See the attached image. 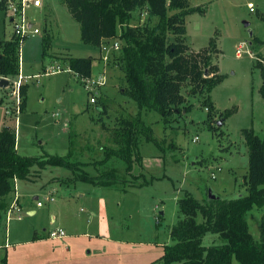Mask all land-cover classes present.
<instances>
[{"label":"rangeland","instance_id":"1","mask_svg":"<svg viewBox=\"0 0 264 264\" xmlns=\"http://www.w3.org/2000/svg\"><path fill=\"white\" fill-rule=\"evenodd\" d=\"M190 4L200 7L202 12L187 17L186 42L192 52L206 48L214 50L213 63L219 66L224 77L208 96L221 112L236 110L226 120L219 118L218 130L212 131L208 125V112L202 104L206 96L194 97L184 89L190 112L184 110L165 124L160 114L144 111L142 117L152 126L161 145L141 140L142 167L135 164L133 175H127V165L116 157L103 162L107 150L117 149L111 130L117 128L123 118L139 113L137 104L124 95L127 80L120 68L121 42H111L118 43L119 48L111 50L109 61L105 62L99 48L82 42L81 26L63 0H44L42 9L29 11V17L40 27L42 34L28 39L21 50V76L31 77L28 105L23 113L13 111L16 98L0 90V99L3 98V102L0 101V130L4 126L14 129L21 156L68 157L72 151V162L88 165L84 169L91 176L118 170L121 179L135 187H127V192L120 191L122 184L120 188L119 185L101 188L104 197L95 198L96 207L102 203L107 206L104 217L110 228V233L107 232L110 242L126 243H116L112 259L107 260L109 256L102 255V245L112 244L105 236H95L93 232L91 237L82 235L72 242L74 238L69 237L72 230L65 227L70 218H65L68 213L64 210L63 190L69 194L71 188L94 191V187H86L84 182L56 184L55 201L46 203L45 197L52 190L50 185L54 177L75 179L70 170L49 166L41 169L43 172L37 182L18 180L15 188L18 187L25 202L24 210L15 212L23 218L19 220L18 216L12 215L14 219L7 227L5 217L11 206L7 199L9 208L0 224V264H163L164 247L173 243L171 228L182 217L179 211L181 199L190 195L203 202L210 191L222 199H236L248 194L246 176L250 152L245 130L253 129L264 138L262 76L256 66L258 58L264 56V0H190ZM249 4H254V11L250 10ZM247 22L249 27L245 25ZM156 23L157 19L150 20L147 11H138L134 13L131 26ZM13 32L12 24L0 14V41L11 40ZM45 34L52 40L46 56L43 52ZM254 38L263 43L255 42ZM211 42L215 43L214 47ZM62 55L96 59L100 56L102 63L95 61L93 78L105 75L107 83L98 87L97 104L91 103L90 90L68 65L61 64L62 72L46 74L47 65L56 68L57 65L52 64ZM21 76L10 79L17 83ZM13 89L12 85L9 90ZM34 169L37 167L31 173L37 175L39 171L36 173ZM35 196L39 199L35 200ZM84 199L76 196L71 200L83 205ZM40 201L44 207L38 206ZM29 209H36L37 214L30 216ZM89 212L93 214L91 210ZM61 213L65 219L61 227H64L66 237L38 244L27 243L37 232L38 235L46 234L42 231L44 228L49 227L51 232L61 229ZM52 214L57 218L56 224L51 223ZM86 216L82 219L84 227ZM247 216L251 234L260 240L264 207H255ZM199 220L202 222L201 218ZM7 244L12 246L7 247ZM203 244L210 247L222 245L224 241L219 235L208 233ZM89 251L92 254H88ZM235 264L239 263L235 261Z\"/></svg>","mask_w":264,"mask_h":264},{"label":"trees","instance_id":"2","mask_svg":"<svg viewBox=\"0 0 264 264\" xmlns=\"http://www.w3.org/2000/svg\"><path fill=\"white\" fill-rule=\"evenodd\" d=\"M72 17L81 26V39L86 45L101 48L104 44L119 40L122 56L120 68L124 72L127 87L124 95L138 107L137 116L123 118L114 130L117 149L107 150L109 161L114 157L126 165L127 175H133L134 166L142 167L140 145L142 139L160 147L154 130L143 119L144 111L160 114L163 122L191 107L183 90L201 96L208 112V125L217 131V120H226L236 109L221 112L211 100L209 93L220 85L224 77L213 63L214 50L208 48L192 52L186 42L187 17L202 12L193 7L190 0H63ZM147 11L154 25L131 26L134 13ZM255 42L263 43L254 38ZM25 42L19 38L0 41V77L12 78L21 74V47ZM215 46L214 42H211ZM44 56L52 40L45 34ZM71 71L83 82L93 77L96 59L90 57H67L63 59ZM256 66L261 71V96L264 99V56ZM21 111L28 105L29 83L23 84ZM250 152L249 173L246 176L248 194L236 199L221 197L203 202L186 195L179 201L180 221L171 228L173 243L164 247L163 264H264V216L260 240L250 232L247 215L255 207H264V138L253 129L245 130ZM71 142L70 148H73ZM72 152V151H71ZM59 157L46 154L41 157L21 156L17 150V134L10 126L0 130V224L9 206L7 198L15 191L17 180H27L32 169L62 167L70 170L83 181L99 187H118L127 192L132 183L121 179L116 170L100 176H91L84 167L72 162L71 156ZM136 166V168H137ZM79 172V174H77ZM142 187V184L139 186ZM202 219V222L199 220ZM208 233H214L224 241L222 245L207 247L203 244ZM6 262V258L3 260Z\"/></svg>","mask_w":264,"mask_h":264},{"label":"crops","instance_id":"3","mask_svg":"<svg viewBox=\"0 0 264 264\" xmlns=\"http://www.w3.org/2000/svg\"><path fill=\"white\" fill-rule=\"evenodd\" d=\"M43 7H44V4H43ZM101 54H102V52H101ZM64 58H67V56H63L62 55L60 57H56L55 58V62L52 65L62 66L61 64H65V65L69 66V64L66 61L63 60ZM96 60H98L100 63H102V61L100 59V56ZM94 65H95V62H94ZM94 65H93V76H95L94 75ZM47 67H53V66H48L47 65ZM70 71H71V69H70ZM103 71H104V69H103ZM103 76H100L99 78L96 77V79H100ZM76 77H78V76L76 75ZM7 93H8V91H7ZM0 101L3 102V98L2 97H1ZM98 102H99V100H98V97H97V102L95 104H97ZM24 111H21V113H23ZM11 115L13 116V114H11ZM4 127H7V126H4ZM88 167H85V168H88ZM33 171H35L36 173H37V171H39V172L37 173V175H33L32 174L33 176L31 175L27 179V181H29V182H37L41 178V175H42V172H43V170L38 169V167H37V169H34ZM73 179H74V177H70V178H68V177H66V178L54 177L53 180L51 181L53 183H51V185H50L52 187V190L49 193V196L45 197V199H47L45 202L46 203H53L55 201V195L58 192V190L56 188V184L63 185V184L68 182V184L70 183L72 185V184H77L79 182H82V183L84 182L83 185L85 184L86 187L87 186H90L92 188L94 187L95 188L94 191H90L88 188H87L86 191L82 190V189H79V190L76 191V189H72L71 188L69 190V194H67V190H63L64 192H63L62 196H63V198L66 199V201L63 202L64 210H65L66 213H68V215H66L65 218L66 217L70 218V219L67 220L68 225H66V224H64V225H66L65 227L69 226L70 230H72L71 232H69V237L74 238L72 240V242H75L76 239L79 238L82 235L83 236H87V234H88L91 237V234L93 232H95V236H101V237L105 236V240L108 241V243H109L110 242V238L108 237L109 236L108 233H110V228H109V225H107V223L105 224V217H104V215L106 213V207L107 206H105V203H102V206L100 205V206L96 207V204H95V198L96 197H98V199L104 197V194H102L100 189L101 188H105V187H99V186L91 185L90 183H87V182L83 181L81 178H79L76 175H75V179L74 180ZM82 193H84V194H82ZM85 194H88V195L86 196ZM76 196H78L79 198H83V199L85 197H88V198L84 199L82 201L83 205H81V204H78V203L73 202L71 200V199H74ZM23 198H25V197H23L22 194H19L18 187L15 188L14 193L9 195V197L7 198L8 201L10 202V204H11L9 211H13L12 215L14 217L18 216L16 214V212H18V211H20L22 209L24 210V202H25V200ZM34 199L38 200L39 196H35ZM70 204H72V205H70ZM44 205L41 206V207H44ZM90 206H92V207H90ZM90 208H92V209H90ZM90 210L92 211L91 213H93L91 215H90V212H89ZM9 211H8V213H9ZM8 213L6 214V217H5L6 221H7V227L10 225V223L14 219V218H12V220H8ZM27 213L30 216H32V215L37 214V210L36 209H29L27 211ZM84 214L87 215L86 216L87 225L85 227L83 226V223H82V219L85 216ZM51 217H52L51 223L53 222V223L56 224L57 223V221H56L57 218L53 214H52ZM22 218H23V215H19L18 216L19 220H21ZM59 218H60L59 219L60 220L59 221V228L63 229L64 227H61V223H63L65 219L62 217V213H61V215H59ZM69 222H70L71 225H69ZM48 228L42 229V231H44L46 234L38 235V232H37L35 234L34 238L31 241H28L27 243L38 244V243H43V242H46V241L50 240L49 234L51 233V231ZM55 240H61V239H55ZM116 243H117V245H121V243L126 244L125 242H121V241H112V242H110V244H112V245L113 244L115 245ZM112 245H109V244H107V245L103 244L102 245V249H101V250H103V254L102 255L104 257L109 256L107 258V260H111L112 256L114 255L113 253H114V249L116 248V245L115 246H112ZM8 246H12V244H9V245L7 244V247ZM88 254H92V252L89 251ZM105 260H106V258H105ZM57 264H62V263L61 262H57Z\"/></svg>","mask_w":264,"mask_h":264},{"label":"built area","instance_id":"4","mask_svg":"<svg viewBox=\"0 0 264 264\" xmlns=\"http://www.w3.org/2000/svg\"><path fill=\"white\" fill-rule=\"evenodd\" d=\"M44 4V0H0V14L8 20L14 29L13 36L15 38H19L22 42H26L28 39L32 37H36L42 34V30L40 27L35 23V21L31 20L29 17V11L32 9H42ZM248 7L251 11H254V4H249ZM12 36V38H13ZM23 46V45H22ZM118 43H109L104 44L100 50L102 52V58L105 62L109 61V52L113 49H118ZM22 50V47H21ZM240 51V50H239ZM22 70V67H21ZM64 69L62 66H57L56 68L47 67L45 69L46 74H56L62 72ZM21 76V74H20ZM2 79L9 80L10 84L7 88L0 90L8 91V94L14 96L16 98V105L13 108V111H17L18 113L21 112V93L20 89L23 84H26L31 79L30 76H21V79L17 83H13L10 78L7 77H0V84ZM107 83V78L104 75L100 79L91 78L85 81L86 87L90 90L91 93V103L95 104L97 102V90L99 86H104ZM14 87L13 90H9ZM10 91V92H9ZM53 200V199H52ZM42 202L38 203V206H43ZM17 209V208H16ZM13 211H9L8 213V220H12ZM50 239H61L66 237V233L62 229H58L53 231L49 234Z\"/></svg>","mask_w":264,"mask_h":264},{"label":"water","instance_id":"5","mask_svg":"<svg viewBox=\"0 0 264 264\" xmlns=\"http://www.w3.org/2000/svg\"><path fill=\"white\" fill-rule=\"evenodd\" d=\"M245 25H246V27H249L250 24L247 22V23H245ZM250 36H251V37L254 36L252 30H250ZM9 84H10L9 80H7V79H2V80H1L0 87H1L2 89H5V88H7V87L9 86ZM221 123H222V122L219 123V126L222 125ZM209 198H210V199H215V198H218V197L215 196V195H213L212 191H210V192H209Z\"/></svg>","mask_w":264,"mask_h":264}]
</instances>
